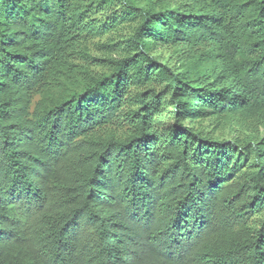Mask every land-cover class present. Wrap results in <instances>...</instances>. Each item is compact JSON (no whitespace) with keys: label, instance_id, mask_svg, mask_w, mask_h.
<instances>
[{"label":"trees","instance_id":"trees-1","mask_svg":"<svg viewBox=\"0 0 264 264\" xmlns=\"http://www.w3.org/2000/svg\"><path fill=\"white\" fill-rule=\"evenodd\" d=\"M0 264H264V0H0Z\"/></svg>","mask_w":264,"mask_h":264},{"label":"bare ground","instance_id":"bare-ground-1","mask_svg":"<svg viewBox=\"0 0 264 264\" xmlns=\"http://www.w3.org/2000/svg\"><path fill=\"white\" fill-rule=\"evenodd\" d=\"M121 219V218H120ZM131 253V252H130ZM142 258V257H141Z\"/></svg>","mask_w":264,"mask_h":264}]
</instances>
